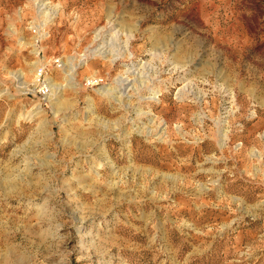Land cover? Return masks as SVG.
Here are the masks:
<instances>
[{"label":"rangeland","instance_id":"obj_1","mask_svg":"<svg viewBox=\"0 0 264 264\" xmlns=\"http://www.w3.org/2000/svg\"><path fill=\"white\" fill-rule=\"evenodd\" d=\"M0 264H264V0H0Z\"/></svg>","mask_w":264,"mask_h":264}]
</instances>
